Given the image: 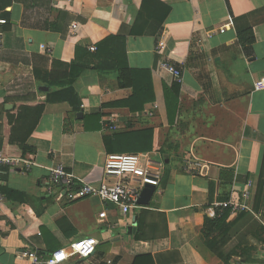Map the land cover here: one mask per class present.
Instances as JSON below:
<instances>
[{
    "label": "crops",
    "instance_id": "1",
    "mask_svg": "<svg viewBox=\"0 0 264 264\" xmlns=\"http://www.w3.org/2000/svg\"><path fill=\"white\" fill-rule=\"evenodd\" d=\"M8 1L5 11L10 18L0 43V137L7 152H18L9 145L8 116L16 117L24 105L45 103V111L27 142L35 150L28 156L37 167L9 171L4 177L1 189L16 194L0 208V264H27L21 257L27 250L59 264H133L146 254L156 264H223L203 235L206 217L214 218L217 212L213 204L228 193L237 199L248 192L246 204L255 213L264 190V90L255 89L264 78V0H158V5H144L146 0ZM144 8L147 16L157 19L148 21L152 31L166 8L169 15L157 34L132 36ZM75 23L78 30L73 34ZM249 29L255 41L243 45L239 33ZM111 36L126 38L132 69L152 72L156 100L137 114L118 106L105 109L127 100L133 91L120 89L114 74L88 70L73 86L80 97L79 111L66 101L46 103L53 92L47 85L51 74L56 82L64 77L60 64H72L78 49L92 52L90 47ZM161 41L165 47L158 53ZM163 61L183 73V84L158 72ZM173 85L180 88V102L170 124L164 86ZM101 113L100 122L87 121ZM146 130L153 132L151 151L123 155L162 165V179L149 206L123 216L116 206L96 198L69 203L45 192L47 168L59 165L100 183L111 155L105 137ZM186 160L200 161L209 169L190 175L183 170ZM228 169L248 178V184H222L221 171ZM211 183L216 185L213 203ZM236 218L232 214L229 222ZM140 220L144 238L137 241ZM261 237L256 232L247 241L256 248L253 264H264ZM88 239L96 242V252L79 259L72 246ZM233 264L247 263L236 258Z\"/></svg>",
    "mask_w": 264,
    "mask_h": 264
},
{
    "label": "trees",
    "instance_id": "2",
    "mask_svg": "<svg viewBox=\"0 0 264 264\" xmlns=\"http://www.w3.org/2000/svg\"><path fill=\"white\" fill-rule=\"evenodd\" d=\"M158 0H146L144 5ZM161 4V3H160ZM11 5L8 0H0V11L2 17L10 18V13L5 9ZM153 5V4H152ZM0 12V13H1ZM169 15V9H165L163 18L156 23L154 31L150 30V22L154 19L151 15L146 14L145 8L139 14L133 26L131 35L135 37L146 36L147 34H157ZM150 21V22H148ZM152 31V32H150ZM240 43L243 45H251L254 43V35L252 30H246L239 33ZM96 52L89 50H77V59L70 65L60 64L64 74L63 79L56 82L53 80L54 74H51V81L47 83L48 87L52 88L53 92L48 93L46 103L66 101L71 104L74 111L80 110V97L74 90L76 81L88 70H94L99 74H114L117 76L118 87L122 90H132V95L124 101L104 105L103 108H126L132 114L143 112L146 105L153 103L156 100L154 86L152 81V72L150 70H134L129 66L126 48V38L111 36L100 43ZM61 87V91L53 88ZM164 95L166 100L169 123L173 124L179 107L180 88L178 85L172 87L164 86ZM45 111V103L36 104L33 107L21 106L18 115L8 116V125L11 127V136L9 145L18 150L15 153L7 152L4 144V137H0V153L9 158H26L29 154H34L35 150L27 145L28 139L37 128ZM104 115L101 113L96 116L87 117V121L94 118L98 122L101 121ZM4 118H2V122ZM4 124V123H3ZM4 126H0V135H3ZM153 132L150 130L138 132H118L105 137V145L108 154H131L144 153L151 151ZM148 144L150 146L148 147ZM243 180L244 183L249 182L248 178L242 179L235 173L234 169L222 170L220 174V182L225 186L231 187L236 182ZM216 185L210 184V203H213ZM6 198H12L15 192L2 189ZM231 193L223 195L219 198V202L226 203L230 200ZM261 214L264 218V190L259 192L256 201L255 213ZM215 218L206 217L203 235L212 255L217 257L223 264H233L236 258H239L243 263H255L252 259L255 247L247 246L248 239L256 232L261 233L260 242L264 244V227L258 221L256 216L251 212L242 211L237 214L234 222H229L232 215L231 209L227 208L222 214L217 212ZM144 236L140 230L136 236L137 241L143 240ZM250 258V259H249ZM133 264H156L152 255H140L135 258Z\"/></svg>",
    "mask_w": 264,
    "mask_h": 264
},
{
    "label": "built area",
    "instance_id": "3",
    "mask_svg": "<svg viewBox=\"0 0 264 264\" xmlns=\"http://www.w3.org/2000/svg\"><path fill=\"white\" fill-rule=\"evenodd\" d=\"M8 21L2 17L0 13V43L3 37V29L7 26ZM72 33L78 30V24H73ZM165 42L158 44V53H162ZM92 52L96 51V47H90ZM159 73H164L172 77L175 83L183 84V73L168 61L158 64ZM256 90H264V78L256 84ZM37 165L33 157L26 158H9L0 153V208L7 200L2 192L4 177L9 171L22 169L23 171H31ZM49 178L44 188L45 192L56 196L58 201H68L69 203L77 202L87 198H96L102 203H109L116 206L123 216L129 215L133 210L141 209L139 199L142 191L147 184L159 186L163 169L162 165L145 160L139 155H109L107 157L103 169V181L98 184L90 183L87 180L76 176L73 172L68 171L64 166H56L47 168ZM207 164H203L197 160H186L183 170L190 175H203L208 170ZM249 199V193L246 192L242 197L230 199L228 202H217L213 207L217 212L222 214L225 209L229 208L232 214H238L242 211L253 213L258 221L264 227V218L260 214L251 211L246 204ZM216 212L217 217L218 213ZM73 254L79 259H87L96 252V242L92 239L84 240L72 246ZM21 257L27 264H59V261L53 257L46 256L36 250H27L21 254Z\"/></svg>",
    "mask_w": 264,
    "mask_h": 264
},
{
    "label": "water",
    "instance_id": "4",
    "mask_svg": "<svg viewBox=\"0 0 264 264\" xmlns=\"http://www.w3.org/2000/svg\"><path fill=\"white\" fill-rule=\"evenodd\" d=\"M47 90H48L47 88H43V87L40 88V91H47ZM155 190H156V187L154 185L147 184L142 191L141 197L139 199V205L140 206H149V204H150V202L154 196ZM133 229H134V227H130L129 231L131 232V231H133Z\"/></svg>",
    "mask_w": 264,
    "mask_h": 264
},
{
    "label": "rangeland",
    "instance_id": "5",
    "mask_svg": "<svg viewBox=\"0 0 264 264\" xmlns=\"http://www.w3.org/2000/svg\"><path fill=\"white\" fill-rule=\"evenodd\" d=\"M156 161L161 162V161H159L158 159H157Z\"/></svg>",
    "mask_w": 264,
    "mask_h": 264
}]
</instances>
